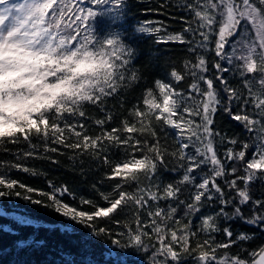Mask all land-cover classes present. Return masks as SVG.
I'll return each instance as SVG.
<instances>
[{"label": "snow or ice", "instance_id": "obj_1", "mask_svg": "<svg viewBox=\"0 0 264 264\" xmlns=\"http://www.w3.org/2000/svg\"><path fill=\"white\" fill-rule=\"evenodd\" d=\"M127 8L128 0H0V148L25 143L29 149L0 160V200L50 209L114 249L147 254V264H264V243L249 247L264 234V0H161L143 10L188 13L179 17L180 32L151 20L129 32ZM143 36L187 45L190 58L172 67L167 80L157 78L144 90L143 107L134 104L109 128L114 115L107 100L142 79L135 41ZM208 53L216 58L211 68ZM186 79L187 89L177 87ZM88 105L103 115L90 116ZM221 111L242 126L243 140L213 127ZM89 120L99 128L95 135ZM169 135L174 148L166 143ZM217 143L229 145L223 155ZM62 149L72 150L74 164L87 155L107 167L92 185L103 204L77 196L67 184L48 180L44 191L11 177L13 169L46 175L27 159L57 164L47 153L64 155ZM161 171L178 179L165 182ZM105 181H115L110 191L100 190ZM205 208L214 211L204 214ZM120 213H126L123 221ZM13 218L33 224L25 215ZM233 222L258 232L235 231ZM221 233L223 240L213 235Z\"/></svg>", "mask_w": 264, "mask_h": 264}, {"label": "trees", "instance_id": "obj_2", "mask_svg": "<svg viewBox=\"0 0 264 264\" xmlns=\"http://www.w3.org/2000/svg\"><path fill=\"white\" fill-rule=\"evenodd\" d=\"M181 2L182 0H173V3ZM160 3L161 0H143V2L141 0H128L127 17L124 27L131 32L133 26L139 22L151 20L165 21L170 32L182 31L185 25L179 17L190 18L188 13L182 10L169 9L170 15H162L157 12H143L144 9L149 7L157 8ZM172 17H176V19ZM99 21L103 22V20ZM100 26H102V23H100ZM154 41V36L139 37L135 41L138 52L135 66L138 68L142 79L138 85L133 86L127 91H122L120 95L107 100L106 107L114 115L112 123L107 125V127L111 128L119 125L121 118L128 115V109L134 104L139 102V106L143 107L144 90L153 87L154 81L157 78L167 80L168 73L172 67L180 68L182 61L190 58V54L186 51L187 45L178 43L157 44ZM207 56L210 61L209 67L211 68V61L216 58L211 53H208ZM173 61L175 63H172ZM225 75L228 76L229 81L236 83L231 74L226 73ZM189 83L190 80L186 79L180 85H177V87L187 89ZM86 110L94 118L103 115L98 108L92 105H88ZM85 123L89 125V132L92 135L99 132V128L92 121H85ZM157 123L153 121V124ZM213 127L221 133H226L229 137L237 136L241 140L245 138L242 126L222 111L217 112ZM167 131L172 133L174 130L169 128ZM33 142H37L35 138ZM166 143L170 148L175 147V140L171 135H169ZM52 146L59 147V145ZM216 146L219 153L223 155L224 148L229 145L225 144L221 146L217 143ZM6 147L10 151L5 152L3 148H0V160H13V154L17 150H29L25 143L7 144ZM41 151L43 150L41 149ZM62 151L65 153L64 155L47 153L48 156H52L59 161L57 164H53L50 160L42 158L27 159L26 163L29 166L46 175L32 176L15 169L11 170L10 175L12 178L28 186L44 191H49L48 180L53 181L57 185L67 184L77 196L82 195L103 204L104 201L100 199L92 188V185L103 179L107 167H98V162L90 159L87 155L79 158L83 161L82 164L79 160L74 164L73 161L68 159V155L72 150L62 149ZM112 156L113 159H116L119 157V153L113 150ZM160 175L165 182H169L178 179L179 174L161 171ZM114 183L115 181H105L98 186L102 191H110V186ZM40 198L43 199V197ZM64 199L70 204L78 203V201H73L67 196ZM0 204L7 211L15 210L40 224L19 225L17 221L0 215V226L10 227V231L0 228L2 229L0 230V264H147V254L137 253L131 248L125 251L114 249L110 240L103 237H93L88 229L65 220L50 209L30 205L14 197L8 200H0ZM84 207L91 211L90 206L85 205ZM213 211V208H205L204 214H210ZM125 216L126 213H120L116 218L123 221ZM128 218H131L130 215ZM100 223L113 229L114 232L117 229V226L108 220H101ZM197 223L199 221H194V225ZM233 228L235 231L243 229L249 233L258 232L255 228L242 226L235 222H233ZM64 229L70 230L64 231ZM213 235L216 236L217 240L224 239L222 233ZM201 239H203V236H201ZM28 240H33L35 243L29 244ZM261 243H264V234H258L253 241L249 242V247H254ZM192 244L194 247L196 244L195 239H193ZM231 251L235 252L236 249L233 248ZM185 264H194V262L192 259H188L185 261Z\"/></svg>", "mask_w": 264, "mask_h": 264}, {"label": "rangeland", "instance_id": "obj_3", "mask_svg": "<svg viewBox=\"0 0 264 264\" xmlns=\"http://www.w3.org/2000/svg\"><path fill=\"white\" fill-rule=\"evenodd\" d=\"M15 2H18V0H15ZM20 2V1H19ZM100 23H102V26L104 25V21L103 22H100L99 20H98V24L100 25ZM0 213H3V214H0V215H3V216H5V217H8V218H10V219H13L14 220V216H21V215H25V214H22V213H19V212H17V211H15V210H10V211H7L6 209H4L3 207H2V205L0 204ZM26 216V215H25ZM28 217V216H27ZM29 218V217H28ZM29 219H31V218H29ZM32 220V219H31ZM33 221V225L35 224V225H38L39 223H37L36 221H34V220H32ZM40 225V224H39ZM0 228H3L4 230H8V229H10V227L9 226H0Z\"/></svg>", "mask_w": 264, "mask_h": 264}]
</instances>
